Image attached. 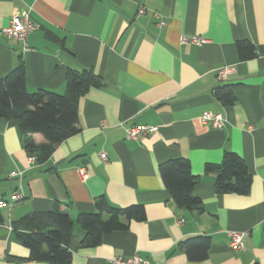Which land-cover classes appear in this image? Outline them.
<instances>
[{"label":"crops","instance_id":"crops-1","mask_svg":"<svg viewBox=\"0 0 264 264\" xmlns=\"http://www.w3.org/2000/svg\"><path fill=\"white\" fill-rule=\"evenodd\" d=\"M25 11L40 27L28 51L1 35ZM193 37L206 42L182 41ZM238 42L253 44L256 57L242 60ZM19 66L30 93L65 94L69 70L91 72L104 85L79 99L80 131L44 162L30 165L18 122L0 119V202H11L18 184L8 176L15 170L24 172L25 195L0 209V264H49L29 261L17 234L35 230L27 218L56 204L74 222L67 264H111L136 254L149 264H264V0H0V79ZM224 67L230 71L220 80ZM221 88L233 104L217 100ZM204 113L222 114L225 127L204 124ZM133 126L158 131L128 140L125 129ZM31 139L45 143L40 134ZM226 152L247 164L246 196L218 195L216 177L205 171ZM177 159L188 161L199 179L194 195L203 212L178 207L165 189L159 167ZM80 168L88 171L86 181ZM102 198L121 209L141 205L146 218L123 219L127 230L82 247L78 215L96 212ZM233 232L245 234L239 252L230 247ZM196 237L211 239L203 262L189 261L179 247Z\"/></svg>","mask_w":264,"mask_h":264},{"label":"trees","instance_id":"trees-1","mask_svg":"<svg viewBox=\"0 0 264 264\" xmlns=\"http://www.w3.org/2000/svg\"><path fill=\"white\" fill-rule=\"evenodd\" d=\"M237 48L242 60L256 57L253 44L238 42ZM103 80L88 71L69 70L66 93L27 90L24 66H19L0 79V119L15 120L19 124L24 146L29 156L37 162L48 160L56 147L76 135L79 130L78 101L93 88H101ZM228 88L216 90L219 102L231 105L235 98ZM33 134L44 137L45 143L36 145ZM206 173L216 177L215 191L218 195L237 194L246 196L251 192L252 176L245 161L237 154L226 152L220 164L207 165ZM165 189L171 194L175 204L194 212H203L202 201L194 195L198 177L194 176L191 165L184 159L171 160L159 167ZM108 217V218H107ZM145 209L141 205L124 209L110 205L105 199L96 202V212L80 213L78 222L85 233L82 247L99 245L103 235L128 229L122 222L145 220ZM34 229L17 234L19 241L29 250V261L49 264H67L73 253L70 240L74 222L65 212V206L56 204L51 212L37 213L27 218ZM189 261L203 262L209 256L211 239L196 237L179 245Z\"/></svg>","mask_w":264,"mask_h":264},{"label":"built area","instance_id":"built-area-1","mask_svg":"<svg viewBox=\"0 0 264 264\" xmlns=\"http://www.w3.org/2000/svg\"><path fill=\"white\" fill-rule=\"evenodd\" d=\"M146 14V8L144 6H140L138 10V15L143 16ZM157 18H159L158 14H155ZM159 27H166V21H160L158 24ZM39 25L34 23L31 19V15L29 11H25L23 13L15 14L11 17L9 21V25L1 31V35L7 39H14L22 43L25 51H28V39L29 36L39 29ZM183 43H191L194 45H202L206 42L205 39H201L198 37H193L191 39H182ZM230 69L228 67H224L220 69L218 76L220 80H226V77L229 73ZM202 122L204 124H210L214 129L222 130L225 127L226 120L222 114H211L204 113L202 116ZM126 138L128 140H138L139 137L150 138L155 135L158 131V127L155 126H133L125 129ZM101 159L103 161H107V155L104 153L101 155ZM36 158L33 156H29L28 163L30 165L35 164ZM79 175L83 181H86L89 177L88 171L86 168L79 169ZM9 179H12L17 182L18 187L12 193L11 202L7 203L4 201L0 202V209L8 206L12 207L18 202H21L25 199L24 192L22 190V180L24 178V172L20 170H15L9 173ZM179 224H182L183 221H179ZM230 247L234 252H239L244 249V240L245 234L243 233H230ZM111 264H149L147 261L142 259L138 254L134 255L131 258H121L114 257L110 260Z\"/></svg>","mask_w":264,"mask_h":264}]
</instances>
